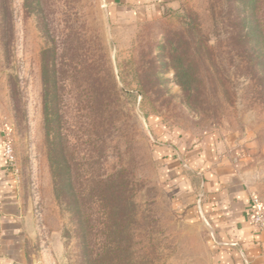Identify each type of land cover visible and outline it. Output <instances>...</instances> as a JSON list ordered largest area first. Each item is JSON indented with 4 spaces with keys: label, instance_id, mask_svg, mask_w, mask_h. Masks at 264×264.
<instances>
[{
    "label": "rangeland",
    "instance_id": "374dc122",
    "mask_svg": "<svg viewBox=\"0 0 264 264\" xmlns=\"http://www.w3.org/2000/svg\"><path fill=\"white\" fill-rule=\"evenodd\" d=\"M228 5L177 0L158 21L110 24L109 37L101 0H4L0 145L12 147L34 220L31 264H210L208 226L175 208L162 175L157 146L170 129L254 133L261 159L251 189L264 205V82L252 77L246 52L241 60L229 51L223 24L214 26L213 9L224 15ZM44 47L55 52V176L42 113ZM64 179L71 185L62 188ZM91 180L128 189L132 214L118 236L107 235L102 209L91 203Z\"/></svg>",
    "mask_w": 264,
    "mask_h": 264
},
{
    "label": "crops",
    "instance_id": "0c3cea01",
    "mask_svg": "<svg viewBox=\"0 0 264 264\" xmlns=\"http://www.w3.org/2000/svg\"><path fill=\"white\" fill-rule=\"evenodd\" d=\"M101 2L115 28L158 21L177 0ZM165 137L157 146L162 175L175 208L208 226L210 264H264V234L249 217L251 183L261 159L255 134L170 129ZM33 226L0 145V264H31Z\"/></svg>",
    "mask_w": 264,
    "mask_h": 264
},
{
    "label": "trees",
    "instance_id": "16d2710c",
    "mask_svg": "<svg viewBox=\"0 0 264 264\" xmlns=\"http://www.w3.org/2000/svg\"><path fill=\"white\" fill-rule=\"evenodd\" d=\"M227 1L229 5L224 15L213 9L214 26L217 29L219 24H223L224 33L226 34L225 45L228 46L229 51L232 52V55L239 57L241 60L242 58L240 57H242V52H246L247 55H249L248 68L253 72L252 77H256L258 80L260 79V81L264 82V0ZM4 14V0H0V21H3ZM246 49L248 50L246 51ZM175 50L176 48L173 49V53ZM54 54V50L49 47H44L41 51L42 113L47 143V158L53 176H55V144L51 139V131L56 105L55 83L53 80L56 71ZM175 70L176 72L177 70H182L183 75L185 73L183 66L176 67ZM256 72H261L262 76L260 75L258 77ZM139 83V93L145 95L147 92V85L142 82ZM183 84V81H180V85L183 86ZM58 155L63 162V167H65L62 151ZM66 167L68 168L67 165ZM63 174H65V172H63ZM63 174L62 177L64 176ZM66 179L61 183L62 188L71 185L69 183L70 181H65ZM91 182L93 183L89 194L91 203L102 209L101 214L104 215L105 219L103 227L107 229V235L111 234L113 236H118L124 229L125 221L130 217V209L132 214L133 203L129 202L130 195H128V189L122 181L115 182L113 180H108L99 185L92 180ZM67 196L65 191L56 193L57 200L66 205L68 204L66 202L68 200ZM130 205L131 208L129 207ZM75 212L79 217L77 234L82 237L86 227L82 224V214H80V210L76 208ZM86 217L88 218L89 214L86 215ZM113 242H116L114 247L117 248L118 240L111 239L109 244ZM113 250L114 248H112V250L110 249L109 252L112 253Z\"/></svg>",
    "mask_w": 264,
    "mask_h": 264
},
{
    "label": "built area",
    "instance_id": "2783aa9c",
    "mask_svg": "<svg viewBox=\"0 0 264 264\" xmlns=\"http://www.w3.org/2000/svg\"><path fill=\"white\" fill-rule=\"evenodd\" d=\"M2 155L4 165L14 174L13 150L8 142L2 144ZM249 217L251 223L264 234V205L256 195H250Z\"/></svg>",
    "mask_w": 264,
    "mask_h": 264
},
{
    "label": "water",
    "instance_id": "95a60500",
    "mask_svg": "<svg viewBox=\"0 0 264 264\" xmlns=\"http://www.w3.org/2000/svg\"><path fill=\"white\" fill-rule=\"evenodd\" d=\"M104 9V16H105V21H106V27H107V31H108V36L110 37V23H109V19H108V14L106 11V8L103 7Z\"/></svg>",
    "mask_w": 264,
    "mask_h": 264
}]
</instances>
